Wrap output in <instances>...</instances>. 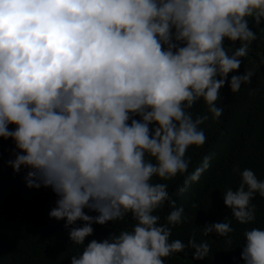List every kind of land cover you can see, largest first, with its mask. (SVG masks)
I'll return each instance as SVG.
<instances>
[{
  "label": "clouds",
  "instance_id": "1",
  "mask_svg": "<svg viewBox=\"0 0 264 264\" xmlns=\"http://www.w3.org/2000/svg\"><path fill=\"white\" fill-rule=\"evenodd\" d=\"M250 20L264 21V0H0V139L14 142L10 165L28 169L27 187L58 197L49 217L66 228L82 222L69 231L83 246L71 264H164L186 248L195 260L208 257L206 240L170 239L184 209L154 178L186 174L187 150L205 144L209 116L194 115V105L203 101L218 119L225 84L236 93L252 83L253 70L229 79L257 39ZM240 178L223 202L244 225L255 220L264 181L250 169ZM166 203L173 210L161 223ZM126 217L131 230L84 246L93 224ZM202 230L224 237L234 229L222 220ZM244 240V264H264V229L246 230Z\"/></svg>",
  "mask_w": 264,
  "mask_h": 264
},
{
  "label": "trees",
  "instance_id": "2",
  "mask_svg": "<svg viewBox=\"0 0 264 264\" xmlns=\"http://www.w3.org/2000/svg\"><path fill=\"white\" fill-rule=\"evenodd\" d=\"M250 27L257 39L241 58L239 70L229 74V79L233 74L253 70L252 83L242 85L236 93L225 84L220 90V101H217V105L223 107L218 119L211 117L203 101L194 105L191 109L194 115L209 116L200 126L207 137L205 144L187 150L185 158L190 163L186 174L168 181L154 178V182L168 184L175 207L184 209L186 219L172 227L170 239L182 240L187 245L195 235L197 242L206 240L210 244L211 252L208 257L195 260L194 250L186 248L184 252L165 258L164 264H244L240 259L244 232L257 227L264 229V197L258 193L252 201L256 206L255 220L249 224L238 223L223 202L226 189L238 187L240 172L244 169L254 171L257 178L264 181V21L254 26L250 20ZM225 46L230 47V42L225 41ZM239 46L236 42L234 47ZM17 154L11 139H0V264H71V257L79 255L83 246L72 244L69 231L82 226V222L66 228L65 220L49 217L58 197L51 188L27 187L28 169L22 167L14 172L10 165ZM206 156L211 158L209 167L198 181L192 182L183 193L179 192L184 186L185 175H191ZM172 210L166 203L157 211L161 223H166L165 217ZM85 212L96 215L87 209ZM222 220L231 223L233 232L224 237L203 235L205 225ZM134 223L126 217L103 226L93 224V234L85 239L84 246L93 239L101 241L112 232L131 230Z\"/></svg>",
  "mask_w": 264,
  "mask_h": 264
}]
</instances>
